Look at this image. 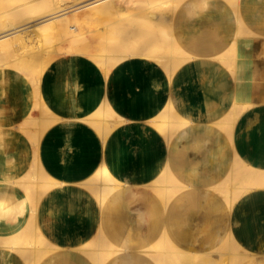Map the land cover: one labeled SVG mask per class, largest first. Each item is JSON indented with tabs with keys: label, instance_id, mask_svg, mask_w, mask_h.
I'll use <instances>...</instances> for the list:
<instances>
[{
	"label": "bare ground",
	"instance_id": "bare-ground-1",
	"mask_svg": "<svg viewBox=\"0 0 264 264\" xmlns=\"http://www.w3.org/2000/svg\"><path fill=\"white\" fill-rule=\"evenodd\" d=\"M240 3L241 0H0V78L6 72L9 76L23 75L20 83L13 77L9 89L30 85L34 92L29 111L14 106L15 117L0 120V140L12 134L19 143L31 145L26 159L14 160L0 177V185H4L0 190V264H70L66 260L78 254L85 264H253L254 260V264H264V240L255 232L249 233V247L243 248L234 234L240 222L255 225L258 216L251 214L255 201L264 207V167L249 163L235 150L227 176L205 191L185 185L168 164L143 191L131 188L117 164L109 159L105 162L102 157L82 183L98 202L95 218L87 222L77 214L63 215L41 223L46 209L41 206L43 199L49 197L61 203L78 198L81 192L77 185L72 192L67 182L45 168L40 149L51 126L74 120L89 123L103 134L104 155L120 157L122 151L133 154L126 140L120 139L122 133L127 134V139L131 135L128 119L120 114L131 95L122 94L120 102L114 96L120 86L126 91L132 89L124 63L130 62L136 69V94L145 100V116L161 132L165 152H184L177 145L181 139L191 138L205 145L221 132L229 142L233 141L237 120L258 100L246 93L245 70L253 69L256 76L264 70V37L249 31ZM228 20L237 29L233 41L225 50L200 58V67L205 74L216 65L226 67L236 79L237 94L231 95L232 105L212 110L209 123L195 127L175 111L168 95V84L176 70L196 57L179 43L175 32L187 23L221 24ZM57 42H69L70 47L55 54L67 52L84 60L87 57L96 74L93 80L86 64L71 63L74 84L52 101L56 108L52 109L46 88L54 79L51 48ZM89 90H98L103 99L99 100L100 108L87 117L85 110L77 106L79 101L89 108L96 105L95 100H82ZM64 101L74 106L70 116L61 114ZM142 120L139 115L129 121L142 130L146 127ZM183 193L195 196L196 203L201 204L192 215ZM140 199L142 206H135L131 215L127 213L124 206L130 209ZM172 208L187 223L203 216L204 230L191 234L193 244L171 221ZM226 213L233 217L231 227L216 218ZM93 221L98 227L96 235L86 240L82 228ZM45 230L63 239L86 241L72 240L60 247ZM197 241L200 247L195 250L191 246L196 247ZM48 255L57 261L43 262Z\"/></svg>",
	"mask_w": 264,
	"mask_h": 264
},
{
	"label": "crops",
	"instance_id": "crops-1",
	"mask_svg": "<svg viewBox=\"0 0 264 264\" xmlns=\"http://www.w3.org/2000/svg\"><path fill=\"white\" fill-rule=\"evenodd\" d=\"M240 4V12L249 31L264 37V0H241ZM236 32L235 25L229 20L221 24L187 23L180 25L175 32L179 43L196 57L190 59L176 70L168 84V95L172 100L175 111L190 121L195 127L209 123L212 110L218 109L223 105L225 106H223L224 108L232 105L231 95L233 93L237 94L236 79L226 67L216 65L206 74L202 72L200 67V58L225 50L233 41ZM83 60L81 57L74 58L69 55L60 57L52 63L55 69L54 79L48 86L46 85V91L50 93V106L52 109H56L52 101L59 94L67 93L68 90L66 88L74 84L70 74L71 63H76V66L86 64L87 69L91 72L90 77L94 80L96 69L93 63L87 58ZM123 66L130 77L132 89L126 91L124 90L125 87L120 86L121 89L116 90L114 96L116 101L120 102L122 94L128 93L131 95L120 109V114L125 119H128L129 126H131H128V131L131 135L127 139V134L122 133L120 139L126 140L125 142L130 146L133 154L122 151L120 157L118 154H112V157L104 155L103 134L89 123H77L74 120L68 121L64 125L51 126L40 149L41 156L45 161V168L52 176L67 182V187H71L72 192L75 185L80 188L81 192L78 198L61 200V203H54L55 201L49 199V197L43 199L44 203L41 206L44 209L46 207V209L44 210L41 223H46L47 220L63 215L68 217L77 214L81 220L83 219V221L87 222H90L91 218H95L98 202L95 198H92V194L82 183L89 179L90 173L94 172L102 157H104L105 162L109 159V161L111 160L117 164L120 174L125 175L129 179L128 185L131 188H138L142 191L146 185L164 171L166 164H168L173 175L185 185L187 183L192 184L199 191L211 189L227 176L229 162L233 156L232 150H235L238 155L249 163L264 167V92L262 91L263 94L257 93L258 91L256 90L260 91V88L254 85L252 81V87L251 84L249 86L245 83L248 87L246 93L249 97L258 98V100L255 103L256 105L253 104L249 107L245 111L246 113L242 114L237 120L232 142H229L222 132L215 133L205 145L198 144L191 138L181 139L177 145L179 149L185 151L174 150L171 153L169 151L165 152V147L161 142V132L147 121L145 100L140 99L136 94L139 77L135 67L130 62L124 63ZM248 75L249 72L247 71L246 78ZM13 77L14 80L18 79L17 83L24 79L23 75L15 73L9 76L8 72L0 78V120L3 121L15 117L12 114L14 106H20L26 111L33 107V89L30 85L24 89H9L10 82H13ZM246 81L248 80L246 79ZM83 99L95 100L96 105L94 107L90 105V108L81 101L78 102L77 107H82V110H85L84 113L89 117L100 108L99 100L103 98L98 90L96 92L89 90ZM234 99H236V96ZM62 105L64 110L61 111V114L64 115L66 113L65 115L68 116L73 114L74 106L71 103L64 101ZM136 111L138 112L136 113ZM139 115L146 126L142 130H138L135 124L129 121L133 118H138ZM19 122L17 120L16 124ZM30 146L28 142L19 143L18 138H14L12 134L0 140V177L6 173L9 165L13 164L14 160L19 157H22L23 160L26 159L28 155L27 148L29 149ZM3 188L4 185L1 184L0 190ZM147 190L149 189L147 188ZM183 196L189 202L188 212H191L192 215V211H197L201 204L196 203L195 196L190 193H183ZM174 202L176 204L177 200ZM142 204L143 202L140 199L134 201L130 209H128L127 205L124 208L131 215L133 208L142 206ZM178 204H180V201H178ZM170 216L172 218L171 221L178 226L180 233L182 232L184 236L189 238L192 244L193 237L191 234H194L196 230H204L202 228L203 216L196 221L190 220L187 223L180 212H176L173 208L170 211ZM216 218L223 219L224 225L231 227L233 218L231 214H217ZM184 226L185 230H183ZM97 228L94 221L82 228L84 230L83 234L86 235V240L96 235ZM227 232L225 231V237ZM45 233H47L53 243L58 244L60 247L67 246L68 242L72 240H76L77 243L86 241L82 238L74 237L63 239L60 234H52L49 230H45ZM202 235H205V233ZM199 241H197L196 247H191L195 250L198 249L200 247L198 246ZM55 260L57 261V259L48 255L43 262ZM66 261L70 264H85V260L80 254L76 257L72 256ZM255 261H253V264ZM65 264L67 263L65 262Z\"/></svg>",
	"mask_w": 264,
	"mask_h": 264
},
{
	"label": "rangeland",
	"instance_id": "rangeland-1",
	"mask_svg": "<svg viewBox=\"0 0 264 264\" xmlns=\"http://www.w3.org/2000/svg\"><path fill=\"white\" fill-rule=\"evenodd\" d=\"M70 14L71 13H69V16H70ZM242 46L244 47L245 45H242ZM242 46L240 48L241 51H242ZM69 47H70V43L69 42H63V43L57 42V44H54V47L51 48V50L53 51L52 57L56 60L60 55L63 56V54L65 56H69L68 55L69 53H67V52L59 54V55L55 54L56 51H59V50H61L63 48H69ZM87 59L92 62V60H90L89 58H87ZM252 70L253 69H250V68L247 69V71L249 72V75L246 78L248 80V81H246V83L249 84V86H250V84L252 85L253 83H255L254 85L259 87L260 90L263 91L262 89H264V77H262V73L264 74V70H263V72L259 73V75H257V76L254 75ZM247 71L245 70V72H247ZM253 79H254V81H253ZM248 82H250V83H248ZM250 193H251V191L247 192V194H250ZM242 198H244V197L242 196ZM242 198L240 200H242ZM252 206L253 207H251V214L255 215L256 217L258 216L257 218H255V225L250 227L248 225V223L240 222L239 223L240 225H238V228L236 229V231L234 233L236 241L241 243L242 247L244 246L243 248L249 247L248 246V242H247L248 241L247 240V236H248L249 233L255 232V235H257L261 240H264V207L259 202H256V201H255V203ZM247 208L248 207H246V206L243 207V211L246 212Z\"/></svg>",
	"mask_w": 264,
	"mask_h": 264
}]
</instances>
